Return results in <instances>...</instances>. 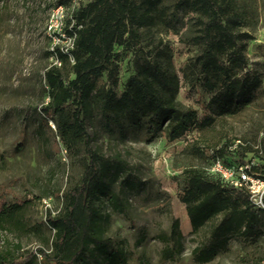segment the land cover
Returning a JSON list of instances; mask_svg holds the SVG:
<instances>
[{
	"label": "rangeland",
	"instance_id": "1",
	"mask_svg": "<svg viewBox=\"0 0 264 264\" xmlns=\"http://www.w3.org/2000/svg\"><path fill=\"white\" fill-rule=\"evenodd\" d=\"M135 1L147 7L144 0ZM179 1L154 0L152 22L136 27L137 37L128 45L115 46L118 58L111 73L106 72L98 82L120 95L137 64L158 62L179 76L177 99L183 106L197 108L201 122L209 114L205 106L210 94L200 86L191 87L184 78L189 63L201 51L192 39L197 34L198 14ZM239 1L248 11L243 30L253 36L247 50L249 65L263 78L249 105L238 113L216 117L205 132L194 125L175 141H169L166 132L150 139L146 130L134 127L126 135L111 133L98 112L88 119L93 145L106 157L120 158L129 165L124 174L127 181L114 186L126 211H115L106 199L97 203L111 215L108 235L124 247L128 264H264V214L257 238L232 236L228 248L212 261H195L192 251L208 242L213 222L194 233L181 200L187 183L185 171L209 172L211 148L216 143L240 142L247 149L246 163L264 164V0ZM71 2L87 0L66 4ZM59 4L58 0H0V204H24L14 218L0 223V247L12 251L17 259L27 258L38 248L51 251L54 232L47 218L62 209V194L79 182L83 171L82 155L69 156L56 135L55 123L49 122L52 131L42 118L41 108L49 101L45 71L58 64L57 48H70V40L57 33L59 28L49 30L50 16ZM72 5L65 10V26ZM71 65H62L69 78L74 77ZM239 163L235 156V164ZM174 222L184 235L183 247L174 257L164 259L166 243L158 236L170 234ZM33 264L56 263H45L38 253Z\"/></svg>",
	"mask_w": 264,
	"mask_h": 264
},
{
	"label": "trees",
	"instance_id": "2",
	"mask_svg": "<svg viewBox=\"0 0 264 264\" xmlns=\"http://www.w3.org/2000/svg\"><path fill=\"white\" fill-rule=\"evenodd\" d=\"M71 0H58L66 4ZM87 0L74 10V23L66 31L76 34L73 48L56 49L61 65L45 71L49 101L42 106V118L56 126L69 156L82 155L83 171L79 182L62 194L63 207L50 213L47 224L54 234L49 241L51 251L38 248L25 259H17L12 251L0 247V264H33L37 254L44 262L56 264H128V255L121 244L108 235L111 215L97 203L110 202L120 213L126 211L124 200L114 191L129 165L120 158L106 157L92 143L88 119L98 112L107 131L126 135L129 127L146 130L150 139L166 132L169 141L184 136L194 125L201 132L209 130L216 117L240 112L255 97L263 82L262 75L251 68L248 60L250 32L244 31L248 11L239 0H180L179 4L198 14L197 34L193 41L201 51L189 63L184 78L191 87L200 86L210 94L206 103L209 112L198 122L199 110L183 106L177 99L180 78L170 74L158 62L146 60L136 65V73L128 78L123 92L100 85L98 80L118 58L115 46H125L135 37L138 26L152 22L154 0ZM70 62L73 78L62 65ZM240 143V142H239ZM225 142L212 146L211 161L221 158L234 165L246 163V148ZM234 159V160H232ZM234 161V162H233ZM251 163L250 174L264 179V164ZM237 165V164H235ZM187 183L181 194L194 233L213 222L209 240L197 245L193 258L199 263L212 261L228 248L232 236L247 240L261 233L264 207L251 198L246 186H235L218 174L198 168L186 171ZM131 185H133L131 183ZM24 207L23 203L0 204V223L12 219ZM174 222L171 233L159 238L166 243L163 258L170 259L183 247V233ZM142 264V263H141Z\"/></svg>",
	"mask_w": 264,
	"mask_h": 264
},
{
	"label": "built area",
	"instance_id": "3",
	"mask_svg": "<svg viewBox=\"0 0 264 264\" xmlns=\"http://www.w3.org/2000/svg\"><path fill=\"white\" fill-rule=\"evenodd\" d=\"M71 5L72 2L70 4H59L53 9L50 16L49 30L55 32V28H59V31L57 33L59 35H62L63 37H67V39L70 40V48H61V50L64 51H68V49L73 48L74 40L76 37V34H70L69 32H67L66 26L64 25L65 10H69ZM79 5V2H77L76 5H72L73 9L71 10V15L69 16V19L72 20V22L69 27L74 23L72 15L74 10L77 9ZM61 30H64V32L61 33ZM58 64L61 65L59 59ZM235 145L236 144L234 143L232 149L235 148ZM250 167V162L244 164L229 165L226 164L221 158H218L213 161L210 171L212 173L218 174L222 179L235 186H246L251 193V198L254 203L258 206L264 207V179L251 175L249 172Z\"/></svg>",
	"mask_w": 264,
	"mask_h": 264
}]
</instances>
